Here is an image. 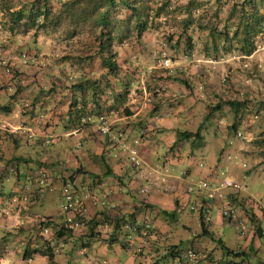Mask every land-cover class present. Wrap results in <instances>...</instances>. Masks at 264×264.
Listing matches in <instances>:
<instances>
[{
    "label": "rangeland",
    "instance_id": "obj_1",
    "mask_svg": "<svg viewBox=\"0 0 264 264\" xmlns=\"http://www.w3.org/2000/svg\"><path fill=\"white\" fill-rule=\"evenodd\" d=\"M190 1L143 0L146 7L140 20L126 8L118 7L111 14V26L103 28L105 33L111 35L112 51L116 53L118 65L116 76L111 77L97 56L101 26L95 22V15L83 0H49L48 17H39L34 23L26 16L16 21L12 12L23 9L27 14L36 0H0V107H11L18 99L17 107H67L73 101L71 85L97 81L102 89V109L115 107L117 113L114 114L120 115L124 107H154L160 93L171 90L174 96L171 97L173 101L170 106L195 107L193 125L189 128L196 131L201 127L200 132L208 148L205 152L204 149L198 151L191 147L189 141L176 143L172 141L171 133H165L158 140L163 142L159 154L172 160L192 158L194 155V161L203 162L202 167H208V170L219 166L216 160L218 156L220 161L225 160L229 165V175L211 179H227L240 185L237 192L220 190L223 198L217 199L221 204L224 199L236 213L235 224L238 227L226 221L216 222L215 201L210 204L213 207L209 217V229L215 239L200 235V206L206 192L198 190L197 179L193 181L192 176L183 172L185 164L173 170L170 178L165 176L169 183L171 179L174 184L182 181L181 190L184 196L187 195L185 198L173 196L171 206L139 205L137 209L124 202L110 204L108 197L114 201V192L110 189L105 192L104 188H99V191L89 176L95 172L104 173L106 159L115 152L125 151L128 158L131 150L137 153L127 137L124 138L125 133L117 135L109 124L113 134L104 137L97 130L94 132L96 123H89L68 135L65 133L66 127L55 128L52 125L50 129L51 124L42 122L35 127L37 132L49 130L51 134L47 132L43 137L34 134L36 136L31 138L20 134L18 141L37 150L32 152L33 157L29 156V163H20L19 166L28 171L44 167L53 177L52 169L55 168L58 176L54 177L57 181L53 182V189H48L47 184L39 188L42 189L41 194L44 193L40 201L33 205L26 202L25 209L23 204H18L22 210L14 230L18 231L16 238L19 245L34 249L38 246L44 248L51 243L58 249L59 242L54 235L56 227L53 225L62 223V179L73 175L80 167V172L87 176H82V188L75 194L85 206V216L80 223L84 230H80V225L74 228L79 229L76 233H83L72 242L71 253H67L68 248L65 247L55 255L57 262L61 260L66 264L65 256L70 259V264H82V261L85 264H218L217 261L226 259L240 261V258L232 259L224 255L217 241L220 238L231 249L249 252L251 262L264 264V243L261 249H253L258 239L264 241V234L257 239L253 224L245 223L242 209L226 198L228 195L245 197L256 213L264 218V31L254 37V49L248 55L243 54L240 44L234 39L224 41L223 37H218L216 46H213L209 29L213 27L220 31L225 26H232L235 16L228 18L231 5L240 0H192L188 16L186 6ZM260 10L264 14V4ZM32 11H35L34 8ZM186 37H190L192 48H188ZM165 59L169 60L168 66L162 64ZM107 79L113 91L107 87ZM183 81L187 82L188 87ZM183 91L191 96L192 103H184L181 98ZM46 92H50L47 100L38 98L40 93ZM115 94L120 98L116 100ZM76 100L81 104L80 98ZM89 100L88 93L85 101L90 103ZM227 100L241 103L238 120L232 117ZM217 106L221 110L212 112L211 107ZM44 110L45 114L51 111L48 108ZM5 112L0 108V115ZM205 115H209L208 120L200 123ZM218 121H221L219 126ZM232 124H235V129ZM12 134L2 131L0 138L4 136L8 145L12 146ZM60 137L65 142L59 144ZM57 145L63 149L59 157L55 154ZM0 150L4 152L2 142ZM209 155L213 166L204 158ZM11 164L13 161L4 165L8 167ZM131 165L138 174L140 167ZM15 177L17 181L22 178L19 174H15ZM123 179L126 181L125 177ZM142 187H145L144 184L138 185L139 193ZM257 190L260 192L258 195L255 193H258ZM100 193L102 199L98 198ZM134 196L137 197L136 192ZM137 203L140 204L139 201ZM33 210L37 216L51 214L58 221L52 220L54 224L46 232H36L35 225L42 217L35 218ZM26 213L32 217L31 220L24 218ZM117 217L122 219H119L121 221L113 234L111 230ZM90 232L95 238L91 235L88 237ZM241 236L248 239L246 246ZM68 238L65 240L69 241ZM88 240L93 241V251L96 247L104 250L97 255L91 253L93 251H84L81 246ZM172 247L179 251L180 257L173 259L168 255Z\"/></svg>",
    "mask_w": 264,
    "mask_h": 264
},
{
    "label": "crops",
    "instance_id": "obj_2",
    "mask_svg": "<svg viewBox=\"0 0 264 264\" xmlns=\"http://www.w3.org/2000/svg\"><path fill=\"white\" fill-rule=\"evenodd\" d=\"M167 83V82H166ZM182 99L186 105L192 103L189 97L187 95V92L183 91L182 93ZM37 97V94L34 95ZM174 96V93L171 90L166 89V92L160 93L159 100L156 102V106L154 107H127L130 111V114H121V115H115L114 112L117 113V109L115 107H107L106 110L103 111V113L97 114L96 109L91 110V114L87 116V118L82 119V121H89V123H96L99 116H104L106 121L111 124L112 129L116 130L117 135L124 134L123 132L119 130H125L124 136L127 137V141H129L130 145L136 148L137 155L140 160V169H138V174L135 173V170L133 171V166L130 163V160L128 159V153L125 151L115 152L113 155H109V157L106 159V164L111 169V175L104 173L95 172L89 176V180L97 185L98 190L99 188H104L105 192L107 189H110L111 192H114V201L110 197L108 199L110 200V204L114 202L115 204L119 205L121 203H126L134 208H140L139 205L142 206H150L153 204H160L162 206H171L172 197L176 196L178 198H185L187 195H183V190H181L182 181L178 182V184H174L173 180L169 179L171 182L169 183L168 179L165 178L172 175V171L177 169L179 165L185 164L186 167L184 168V173L187 175L192 176L194 180H212L214 176L216 177H222L226 174L229 175V165L228 163L223 159L220 161V157L218 156L216 160H218V165L216 167H213L212 169L208 170V167L203 168L200 167L196 161H194L195 156L192 155V158H181L180 160H172V159H166V157L160 156L159 152L161 150L163 142L158 141L159 139L163 138L165 136V133H171V136L173 137L172 141L174 142L176 139V133L177 131L182 130H189L192 131L189 127H191L193 124L194 115L196 114L195 107H184V106H170L171 97ZM34 98V97H33ZM23 99V98H22ZM21 99V100H22ZM20 99L15 100L14 105L9 107L10 109L6 111L3 115H0V134H2V131H8L10 133H13L10 137L12 138V146L8 145V140L5 139L4 136H1L0 142H2V148L4 152L0 150V264H30L36 262V264H49L48 259L46 256H42L38 254L37 252H33L35 249H29L24 248L23 246L19 245L17 242V236L16 232L14 230L15 224L19 222V215L22 210L21 207L18 206L19 203L23 204V208L25 209L26 202L28 205H33L35 202L37 203L42 198L43 194H41L42 189L40 188V184L34 180L36 179V171L37 169H34L33 171H28L25 167L19 166L21 163L24 165V163L27 161L29 163V156H32V152H35L36 147L32 145H25L21 140L18 141L20 134H23L29 138L31 136H36L41 134V137H43V134L49 132L51 134V131H42L37 132V129L35 128L38 124L42 122H48L51 124L50 129L53 126L59 127V128H65L66 127V134L72 135L74 131L79 130V128L72 127L71 124L67 123V110L69 107H17L18 102ZM27 101V100H24ZM26 103V102H25ZM188 103V104H187ZM184 104V105H185ZM45 108H48L49 111L47 114H45ZM116 109V110H115ZM221 107L216 110V112L220 111ZM59 112V113H58ZM100 112V111H99ZM17 116V117H16ZM204 120V116L201 117L202 123ZM219 122V123H218ZM217 122V126L220 125L221 121ZM199 123V124H200ZM97 124V123H96ZM113 124V125H112ZM90 125V124H89ZM88 125V126H89ZM71 128V130H69ZM29 129V130H27ZM204 129V128H203ZM205 130V129H204ZM23 131V132H22ZM146 133H145V132ZM144 132L143 135H141ZM96 133V132H95ZM18 134V135H17ZM36 134V135H34ZM80 135V132L77 133ZM203 134V133H202ZM46 135V134H45ZM8 137V136H7ZM2 139V140H1ZM140 142H139V140ZM59 144L62 142H65V139L60 137ZM137 141L139 142L137 144ZM204 144L201 146V148L198 149V151H201V149L207 150L208 143L206 139H203ZM7 146V147H6ZM56 153L57 156L62 154L63 149L61 148V145L56 146ZM194 151V150H193ZM21 156L28 157L26 158V161H22L20 158ZM194 158V159H193ZM204 158H207L209 165H212V158L211 155L206 156ZM220 158V159H219ZM7 161H6V160ZM21 160V161H20ZM166 160V161H165ZM9 161V162H8ZM13 161V164L9 165L8 167H5L4 164L7 162L10 163ZM19 162V163H18ZM145 165H144V164ZM17 164V165H16ZM215 166V165H214ZM138 167V168H139ZM39 169V168H38ZM137 171V170H136ZM210 171V174H209ZM19 172L20 174H25L26 181H23V179L18 180L15 177V174ZM52 173L54 177L56 178L58 176L57 170L54 168L52 169ZM168 173V174H166ZM17 175V174H16ZM61 176V175H59ZM87 176V174L85 175ZM123 177L126 178V181H124ZM229 177V176H228ZM31 182H27L30 181ZM94 178V180L92 179ZM150 178V179H149ZM162 178L164 181H162ZM146 179H149L146 181ZM190 179V180H191ZM166 180L168 182H166ZM56 182L57 180H52L51 183L48 185L49 188L52 187L53 182ZM151 181V182H150ZM22 184H20V183ZM113 183V185H111ZM109 184V186H108ZM144 184V186L147 188V191L145 193L138 192V185ZM260 183V187H261ZM172 185V186H171ZM108 190V191H110ZM101 191V190H99ZM258 193L255 191V193L258 195L260 194L259 190H257ZM136 192L137 197L139 199H136L137 197L134 196ZM182 196V197H181ZM19 198H22V200H19ZM26 198V200H25ZM99 199H102L101 193L98 195ZM137 201L140 202V204L137 203ZM108 203V201H107ZM221 203L217 202L214 204L216 206V222L222 223L224 220L222 219L220 213H219V207ZM128 207V206H126ZM35 211L33 210V216L36 218L43 216L48 217L51 221H55V218L51 214L41 215L37 216L35 215ZM65 216H62V219L60 220L62 223L65 222ZM24 218L26 220H31L32 217L26 213ZM93 218V217H92ZM95 218L94 220H96ZM122 217H117L114 220V225L112 227V233L116 231L117 224L120 223ZM151 221V220H150ZM53 222V223H54ZM90 222V221H89ZM93 222V221H92ZM131 223L133 221H130ZM210 219L207 222L208 229L210 225ZM249 223V221H246L245 223ZM60 224V223H59ZM82 224L80 225V227ZM100 226V224H98ZM131 226V225H130ZM133 226V224H132ZM261 227V234H264V218L261 219L260 222ZM83 227L80 228V230ZM114 228V229H113ZM44 230V229H43ZM48 230V228H47ZM79 229H74L71 232V235L68 236L70 240L66 241L65 238L67 236L62 237H56L55 239H58L59 247L58 249L53 246L55 255L57 253H60L61 250L65 249V247L68 248L67 253L72 252V242H75V240L78 239L80 236V233H76ZM114 230V231H113ZM210 231V229H209ZM37 232V230H36ZM114 234V233H113ZM242 239L245 241V246L249 242L248 239L245 238V236H241ZM68 238V239H69ZM92 238H95L92 236ZM91 238V239H92ZM257 238V235H256ZM258 239V238H257ZM93 241H86L88 245L84 247L82 244L83 250H92V244ZM263 241L262 239H258V242L256 243V248L254 247V250H259L262 245ZM104 249L101 247H96L95 251L91 252L94 255H97L100 252H102ZM79 252V251H78ZM89 252H87L88 254ZM89 255V254H88ZM92 256L90 255V258ZM62 259V257L60 258ZM64 259V258H63ZM87 259V258H86ZM65 262L66 264H70V259L65 256ZM54 263L55 264H63V262L60 260L57 262L54 257ZM82 264H85V261L81 262Z\"/></svg>",
    "mask_w": 264,
    "mask_h": 264
},
{
    "label": "trees",
    "instance_id": "obj_3",
    "mask_svg": "<svg viewBox=\"0 0 264 264\" xmlns=\"http://www.w3.org/2000/svg\"><path fill=\"white\" fill-rule=\"evenodd\" d=\"M48 2H49V0H36L34 7H32V8H34L35 11H32V8H31V11H29V13L25 14L23 9H18L16 11H13L12 15L15 17L16 21L21 19L23 16H26L30 21H32V23H34L35 20L39 17H43V18L48 17V14L50 12ZM192 2L193 1L191 0L186 6V9H187L186 12L188 13V16H189V13L191 12ZM237 2L238 3H233L231 5V9H230L231 13H230V16L228 17L231 19V17L234 15L235 16V23L232 26H225V28L223 30H220V31L215 30L213 27L210 28L209 29L210 38H211L210 42L213 46H216V40L218 37H223L224 41L229 40V38L234 39L237 43L240 44V49L243 52V54L248 55L254 49V37L259 32L264 31V14L260 10V6L262 4H264V0H240ZM83 3H85L86 5L88 4V6H90L89 7L90 12L95 15V22L99 26H101V30L99 32L100 34L98 37L99 38V42H98V50L99 51H97V56L99 57L100 61L105 65L107 73L111 77H115L117 72H118V65H117L116 60H115V54L116 53L112 51L110 33L109 32L105 33L103 31V28L108 29L111 26V22H112L111 21V14L118 7L126 8L131 13V15H133L135 18H137V20H140L141 17L143 16L144 11H145L146 4H144L143 0H83ZM139 26H141V24L137 25V27H139ZM201 28H204V26H202ZM186 39H187L188 48H192L190 37H186ZM105 52H106V54H105ZM105 83L107 84V87H110L111 90L113 91L112 85L109 83L108 79L106 80ZM183 83L185 84V86L188 87L187 82L183 81ZM127 84L129 85V83H127ZM100 88L101 87L97 81H83V82H77L74 85H71L70 95L73 96V98H72L73 101H71L67 106V107H69L67 110L68 116L66 119L68 124H71L72 127H74V128H79L81 126L89 124V121L88 122L82 121V119L87 118V116H89L91 114L92 109H96L97 114L103 113V111L106 110V109H102L103 108V106L101 105L102 89H100ZM88 93L90 96V100H89L90 103H87L85 101L86 95H88ZM49 94H50V92L49 93L48 92L40 93L38 98L41 100H47ZM119 95L122 96L121 94H119ZM76 98L77 99L80 98L81 104H78ZM118 98H120V97H117V95L115 94V99L117 100ZM226 104L229 106V109L232 113V117L235 120H238L237 116H238L239 110L241 108V107H239L241 105V103L237 102L236 100H227ZM0 108L3 111H8L10 109L9 106H4V107H0ZM218 108H220V107L219 106L211 107V111L212 112L216 111ZM120 113L121 114H130V111L128 110L127 107H124L123 112H120ZM208 118H209V115H205L202 123H205V121H207ZM84 120H86V119H84ZM231 126L233 129L236 128L235 124H232ZM93 130H94V132H96V129H93ZM200 130H201V127L199 126L196 131H189V130L177 131L176 139L174 142L179 143L182 141H189V143L193 149H199L203 145V143H202L203 142V135L200 132ZM121 132L125 133V130H122ZM124 138H125V136H124ZM101 157H102V155H101ZM20 158H22L21 159L22 161L27 160L24 156H21ZM27 161L25 163H27ZM197 164L200 167L203 166V162H201V161L198 162ZM105 165H106L105 175H107V174L111 175L112 171H111L110 167L107 164H105ZM40 169H43V171H45L49 175V177L46 179L45 184L49 185L52 180H55V178L53 176H51L49 174V172L44 167H40L39 169H37V171L35 173L36 179L34 178V180H36L41 186L44 185V183H40L39 179H37V176H38L37 173ZM80 171H81V169L79 167L74 171L73 175H69L68 177L63 178L62 184H64L65 182H68V181L69 182L73 181L75 177H79L78 178L79 182H82L83 181L82 176L83 175L85 176L86 173H83ZM16 174H19V176L22 177L21 179H23V181H26V179H25L26 175L25 174H20L19 172H17ZM21 179H19V180H21ZM207 181H212V180H207ZM27 182H31V178H30V181L27 180ZM76 188H77V186H76ZM78 189L79 190L81 189L80 186ZM226 198H227V200L229 199L231 204L237 203L238 207L240 209H242L243 215H244V221L245 222L249 221V223L253 224L254 233L257 235V238H258L261 235L260 222H261L262 216H260L256 213V211L252 208L251 204L247 203V201L245 200V197H242V196L234 197L232 195H228ZM206 201H207L206 198L202 199V202L204 204L206 203ZM215 201L217 202V199L213 200L212 202H215ZM212 202H210L209 204H212ZM221 202H222V204L219 207L220 209L224 208V206L227 203V202L225 203L224 199H223V201L221 200ZM60 204H61V202H60ZM212 207L213 206H211V208ZM62 213H63L62 216H65L64 217L65 218L64 223H60V225H57V224L53 225L54 224L53 221L48 219V217H44L43 219H40L36 223L35 229L39 232L40 230L42 231L43 229L49 228L51 225H53L56 227V229L54 231V235L57 238L62 237V236H67V237L70 236L71 232L73 231L72 229H74L75 227L70 228L69 226H67L66 223H67L68 215L65 214L63 211H62ZM84 216H85V213L78 216L79 219H81V222L83 221ZM171 216H172V218L174 217L173 215H171ZM221 217L224 221L230 222V218L226 219L223 216H221ZM199 218H200V227H201L200 235L209 236L212 239H215L214 234L211 231H209V229H208V224H207L208 221H206L204 219L205 217H204L202 212H200ZM79 225H81V224H79ZM91 234H92V232H90L88 234L89 238H90ZM92 236L93 235H91V237ZM217 241L221 245V248L224 251L225 256H227V257L231 256L232 259L240 258V261H234V260L229 261L227 259L225 261L219 260V261H217L218 264H244V263L256 264V263L251 262L250 258H248L249 252H247L243 249H241V250L240 249H231L227 245H225L224 242L222 241V239H220V238L217 239ZM263 243H264V241H263ZM87 245L88 244L85 243L83 246L86 247ZM250 249H252V247H250ZM33 252H37L38 254H40L42 256H46L49 264H55L54 263L55 251H54L53 246H51L50 244H47L46 246H44V248L43 247L41 248L39 246L35 247ZM168 255H170L173 259H175L177 257H180L181 254L179 253V251H177L176 249H174L172 247L170 249V251L168 252ZM153 264H157V262L153 263Z\"/></svg>",
    "mask_w": 264,
    "mask_h": 264
},
{
    "label": "built area",
    "instance_id": "obj_4",
    "mask_svg": "<svg viewBox=\"0 0 264 264\" xmlns=\"http://www.w3.org/2000/svg\"><path fill=\"white\" fill-rule=\"evenodd\" d=\"M169 60L165 59L162 61L163 66H168ZM2 64V61L0 59V65ZM95 124V128L98 131L99 134H101L104 137H110L113 132L110 128L109 123L106 121L104 116H99L97 122ZM29 130V129H27ZM23 132V131H22ZM130 162L135 167L140 166V160L135 152V150L130 151ZM37 179H39L40 183H46V179L49 177V175L43 171V169H40L37 173ZM51 180V179H50ZM81 182H79L78 178H74L73 181L65 182L62 186V194H63V201H61L60 207L62 211L68 215L67 219V226L70 228H74L78 226L81 223V219H79V215L84 214L85 212V206L83 205L82 199L77 196L75 193L77 190L82 188ZM77 186V188H76ZM198 190H204L206 192V203H202L200 206L201 212L204 215L205 220H209V217L211 215V207L210 202H212L215 199L222 198L223 192H220L222 189H229V190H235L237 192L238 189H240V185L237 182H233L227 179H224L223 181H207V180H200L197 184ZM147 191L146 187H142L140 189V192L145 193ZM219 213L221 216L225 217L226 219L230 218V222L232 223L236 228L238 227L236 222V213L231 210V208L228 207L226 204L224 208L219 209ZM242 228H245V225L241 222H239ZM44 231H47V228L44 229Z\"/></svg>",
    "mask_w": 264,
    "mask_h": 264
}]
</instances>
